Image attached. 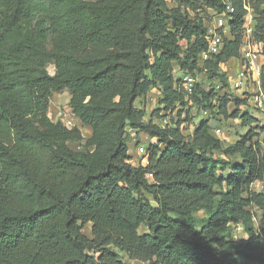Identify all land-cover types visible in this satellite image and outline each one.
<instances>
[{
	"label": "trees",
	"instance_id": "1",
	"mask_svg": "<svg viewBox=\"0 0 264 264\" xmlns=\"http://www.w3.org/2000/svg\"><path fill=\"white\" fill-rule=\"evenodd\" d=\"M172 1L0 0V264H264L252 210L264 221V191L252 188L264 181V118L220 70L240 56L244 6L264 54V0ZM226 5L229 36L201 61L200 13ZM176 65L218 83L187 93ZM260 83L264 94V70ZM153 86L164 126L134 105ZM64 89L95 153L69 146L80 127L48 116L51 93ZM191 107L207 117L192 123ZM212 118H238L245 134L224 144ZM128 129L155 139L145 164L131 160Z\"/></svg>",
	"mask_w": 264,
	"mask_h": 264
},
{
	"label": "rangeland",
	"instance_id": "2",
	"mask_svg": "<svg viewBox=\"0 0 264 264\" xmlns=\"http://www.w3.org/2000/svg\"><path fill=\"white\" fill-rule=\"evenodd\" d=\"M166 6L171 7L174 6L175 3L172 0H166ZM216 12L213 11L212 9H207L206 13L202 12L200 13V16L208 18L205 22L206 25L211 24L212 21H214ZM46 46L48 49H53L52 46V41L50 38L46 40ZM237 59H230L227 61L225 64H222L220 66V70L226 71L227 73L232 74L234 72L233 68L236 69L237 65ZM47 71L50 74H54L55 72V67L53 64H50L47 66ZM174 77H183L184 74L182 70L178 69V66H175L174 69ZM233 76V75H232ZM232 78V77H231ZM195 80L198 83H201L205 88L209 87V85L216 84L218 83V80L216 78H210L208 74H205V72H197L195 74ZM230 92L234 93L235 95L240 94V89H229ZM69 98L70 95L66 89L60 91V92H52L50 99H49V112L48 116L52 122H57L59 117L63 113H67L68 118L72 120L74 116L70 113L69 111ZM160 98V92L157 87L153 86L151 87L147 93L144 95L140 96L139 98L136 99L134 105L137 108H140L144 111V117L143 120L145 122L151 121L155 124H158L159 126H164L167 123L168 114L166 111H164L162 108V105L159 104L158 99ZM230 107L232 108V105L230 104ZM249 109L250 111L256 115L258 118L262 119L263 115L259 113V111L253 107V105L249 104ZM191 118H192V123H197L200 119L206 118L207 115H204V113H198L191 107L189 110ZM176 111L172 113V117L175 116ZM211 124L219 128L221 133L218 135V137L222 140L224 144H229L234 141H236L239 137L243 136L245 134L246 128H244L240 120L238 118H230V119H222V120H214L213 118L210 120ZM190 123V124H192ZM187 123L184 125L183 132L188 133L192 131V126L189 128H185ZM81 131H80V137L81 140H72L69 141V146L76 149V150H84L86 152H89L90 154L95 153V146L93 144H86L87 146L84 147V142L86 139H88V136L90 134V131L87 132V130H90L87 127L81 126ZM128 153L131 157L132 162H142L144 159L141 155H138L137 151L139 146H146L147 144L151 142H155L154 138H151L149 135H147L144 132H134L130 129H128ZM252 188L255 191H264V181L263 182H254L252 184ZM254 214H255V224L258 228L264 229V221L261 220V214L258 209L255 207L252 209ZM204 215L203 211L196 212L195 216L196 217H202ZM89 225H86L83 229L82 232L85 233L86 235H90L89 231ZM144 229L141 228V231ZM236 235L239 237H242L245 235L241 227H236L235 228ZM124 260L126 264H150V262H139L135 260H130L126 256L124 257Z\"/></svg>",
	"mask_w": 264,
	"mask_h": 264
},
{
	"label": "built area",
	"instance_id": "3",
	"mask_svg": "<svg viewBox=\"0 0 264 264\" xmlns=\"http://www.w3.org/2000/svg\"><path fill=\"white\" fill-rule=\"evenodd\" d=\"M244 8L247 10V14L244 17L240 56L236 58L237 63L235 65L237 67L236 69L233 68L234 72L232 74L226 72L229 82L228 89H240L238 96L247 98L249 104L253 105L264 118V94L260 83V77L264 70L263 48L262 44L255 42L253 38V16L251 10L247 6H244ZM233 12V7L226 5L224 12L215 14L214 21L208 25V46L201 54V61L207 60L221 51L224 37L229 36V28L232 22L231 13ZM195 81V76L192 75H184L182 77L183 88L187 93L192 92ZM205 113L206 111H204ZM59 118L67 128H72L75 125L80 127L81 125L76 117L72 118V120L68 118L67 113H63ZM214 132L216 135L221 133L219 128L215 129ZM137 153L144 158L141 163L145 164L147 159L145 147L139 146ZM148 175L149 177L151 176L150 174Z\"/></svg>",
	"mask_w": 264,
	"mask_h": 264
},
{
	"label": "crops",
	"instance_id": "4",
	"mask_svg": "<svg viewBox=\"0 0 264 264\" xmlns=\"http://www.w3.org/2000/svg\"><path fill=\"white\" fill-rule=\"evenodd\" d=\"M90 131V130H87V132ZM89 133V132H88Z\"/></svg>",
	"mask_w": 264,
	"mask_h": 264
}]
</instances>
